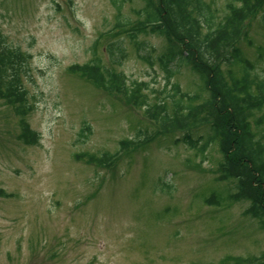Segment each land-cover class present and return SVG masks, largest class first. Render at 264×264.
I'll list each match as a JSON object with an SVG mask.
<instances>
[{
    "label": "rangeland",
    "instance_id": "obj_1",
    "mask_svg": "<svg viewBox=\"0 0 264 264\" xmlns=\"http://www.w3.org/2000/svg\"><path fill=\"white\" fill-rule=\"evenodd\" d=\"M207 1L220 16L233 0ZM142 6L127 1L122 14L136 21ZM263 10L241 42L262 79ZM116 16L111 0H0L1 41L27 54L21 96L0 95V264H261L264 229L249 202L229 198L235 183L217 178L219 145L173 143L181 132L147 141L160 126L144 109L77 68L99 59L147 83L152 102L165 96L164 40L139 37L151 65ZM113 42L125 47L120 64ZM170 83L193 96L202 85L187 68ZM106 153L117 156L102 163Z\"/></svg>",
    "mask_w": 264,
    "mask_h": 264
},
{
    "label": "trees",
    "instance_id": "obj_2",
    "mask_svg": "<svg viewBox=\"0 0 264 264\" xmlns=\"http://www.w3.org/2000/svg\"><path fill=\"white\" fill-rule=\"evenodd\" d=\"M127 1L111 3L117 10L119 27L127 28L139 58L155 64L154 49L140 52L147 47L146 41H139L140 36L156 35L164 40L157 62L167 75V86L160 92L165 96L152 102L145 92L147 83L130 85L126 74L99 59L77 68L105 90L119 93L132 106L144 109L145 116L160 126L147 141L160 133L172 136L181 132L173 143L183 142L201 153L213 143L219 145L223 157L217 178L235 183L236 191L229 198L249 202L245 212L264 229V134L259 131L264 125V79L253 72L241 47L244 39H250L248 23L263 10L264 0L230 1L220 16L207 0H143L142 8L135 10L136 21L122 14ZM261 21L264 24V10ZM1 40L0 95L18 99L19 71L27 54L20 48L10 49ZM108 52L117 64L126 54L122 42L111 43ZM182 68L190 69L202 81L195 96L184 92L179 83H170ZM84 129L91 132L89 125ZM127 142H122L123 148ZM116 156L106 153L100 161L106 163ZM214 197L209 199L213 203Z\"/></svg>",
    "mask_w": 264,
    "mask_h": 264
}]
</instances>
